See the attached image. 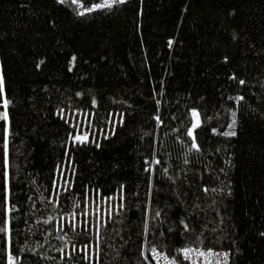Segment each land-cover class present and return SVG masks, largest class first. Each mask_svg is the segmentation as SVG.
<instances>
[{
  "label": "trees",
  "instance_id": "16d2710c",
  "mask_svg": "<svg viewBox=\"0 0 264 264\" xmlns=\"http://www.w3.org/2000/svg\"><path fill=\"white\" fill-rule=\"evenodd\" d=\"M98 1L0 0V264H264V0Z\"/></svg>",
  "mask_w": 264,
  "mask_h": 264
},
{
  "label": "snow or ice",
  "instance_id": "6c2138e0",
  "mask_svg": "<svg viewBox=\"0 0 264 264\" xmlns=\"http://www.w3.org/2000/svg\"><path fill=\"white\" fill-rule=\"evenodd\" d=\"M61 2H63V0H61ZM124 2H125V0H104V2L102 4H96L94 7H96V8H100V7H110L112 3H124ZM72 3L73 4H76V3H78V0H72ZM87 10L88 11H91L92 9H87ZM81 14H83V13H81ZM169 43L171 44V41ZM240 83L243 84L244 81H240ZM3 91H4L3 80L0 79V94H2ZM8 103H9V101H7V100H4L3 101V107L5 108V111L0 112V120L8 121V113L6 111L7 106H8ZM233 115H235V113H233ZM192 117L194 118V121L195 122L192 124V128L188 129V133L187 134L190 137L193 136V129L199 127V113L196 112L195 110H193L192 111ZM234 124H235V120H233V124L229 125L228 127L231 129ZM8 131L9 130H8V127L7 126H5L2 130H0V132H2V134H3V140H4L2 147L4 149V151H3V157H4V159H3V177H4V191H5V193L8 190V172H7V168H8V143H9ZM223 134L230 136V135H235V132L234 131H229V132H225ZM73 139L75 141H78V142L83 143V142H86L88 140V137L86 135H82V136H75V137H73ZM192 148L198 149V145L195 142V140L192 143ZM157 163H158V161H157ZM145 170L148 171L149 169H145ZM53 186L56 187L55 182H54V185ZM57 194H59V193H57ZM107 199L109 201H111L112 198L109 197ZM122 206L123 205H121V207ZM107 214H108L109 218H111V216H112V209H111V207L109 208ZM83 215L85 217H87V216L90 215V213L87 210H85L84 213H83ZM159 215H160V212L157 211L156 212V216H159ZM46 223H47V221H46ZM85 223H88V221L85 220ZM103 223H104V221L102 219V215H101L99 206H97L96 230H97V234L98 235L100 234V231H101V228L103 226ZM61 227H63V224L61 225ZM73 227H76V217L75 216L73 217ZM7 231H8V227H7L6 222L3 221V220H0V233H5ZM145 231L146 232L148 231L147 223L145 224ZM98 246H99V244H97V248H98ZM180 251L185 256V258L188 259L189 258V253L192 250L191 249H188V248H185V249H181ZM151 252L153 254V257L155 258V255L157 253V250L155 248H152L151 249ZM201 255H203V253H201ZM218 255H220V254H218ZM222 255L224 256L225 264H226L227 255L228 254L227 253H224ZM9 264H14V261H13V259H12L11 256L9 257ZM218 264H219V262H218Z\"/></svg>",
  "mask_w": 264,
  "mask_h": 264
},
{
  "label": "built area",
  "instance_id": "2783aa9c",
  "mask_svg": "<svg viewBox=\"0 0 264 264\" xmlns=\"http://www.w3.org/2000/svg\"><path fill=\"white\" fill-rule=\"evenodd\" d=\"M104 0H99L96 4H102ZM96 8V7H94ZM191 249L189 253V258L186 259L185 256L180 251V261L173 260L171 258H166L161 254L156 253L155 264H225V259L222 254L227 253L224 250H212V249H199L194 247H184L182 249ZM203 253V255H201ZM220 254V255H218ZM228 254V253H227ZM226 264H229V256L227 255Z\"/></svg>",
  "mask_w": 264,
  "mask_h": 264
},
{
  "label": "rangeland",
  "instance_id": "374dc122",
  "mask_svg": "<svg viewBox=\"0 0 264 264\" xmlns=\"http://www.w3.org/2000/svg\"><path fill=\"white\" fill-rule=\"evenodd\" d=\"M192 111H193V110H192ZM194 122H195V121H194V118L192 117L190 128H192V124H193ZM190 128H189V129H190Z\"/></svg>",
  "mask_w": 264,
  "mask_h": 264
}]
</instances>
